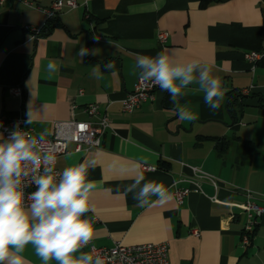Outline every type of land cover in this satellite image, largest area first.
Returning <instances> with one entry per match:
<instances>
[{
    "label": "crops",
    "instance_id": "crops-1",
    "mask_svg": "<svg viewBox=\"0 0 264 264\" xmlns=\"http://www.w3.org/2000/svg\"><path fill=\"white\" fill-rule=\"evenodd\" d=\"M25 1L31 7L22 0L0 3V115L27 121L31 111L27 124L34 135L48 138L54 121L90 120L86 104L106 110L111 128L100 147L75 152L69 142L55 164L60 172L91 165L87 178L96 185L90 194L94 211L87 214L91 243L166 241L168 264H264V213L249 244L239 241L245 192L264 205V63L244 57L264 49V0H73L76 8H63L50 19L34 7L54 0ZM26 26L44 33L33 37ZM159 31L167 32L164 45ZM82 47L89 49L84 57L78 55ZM162 50L178 61L211 67L225 91L217 111L192 84L180 101L192 120L179 119L160 88L153 99L122 112L121 101L138 78L132 74L137 56ZM49 60L59 72H46ZM109 61L115 65L111 70L105 68ZM16 86L19 96L10 92ZM143 164L156 169L143 170ZM139 174L162 183L171 200L139 207L132 193L122 195ZM176 189H189L181 203ZM22 255L26 264H41L31 245Z\"/></svg>",
    "mask_w": 264,
    "mask_h": 264
},
{
    "label": "clouds",
    "instance_id": "clouds-1",
    "mask_svg": "<svg viewBox=\"0 0 264 264\" xmlns=\"http://www.w3.org/2000/svg\"><path fill=\"white\" fill-rule=\"evenodd\" d=\"M87 54L88 48H80V57ZM114 66L109 61L105 68L111 70ZM59 68L49 60L45 70L51 75ZM132 74L167 92L181 120L195 118L180 102L189 85L198 86L212 111L221 107L225 96L222 81L212 74L208 64L178 61L167 50L155 56L138 55ZM26 123H32L31 111ZM46 145L44 133L31 135L19 124L6 139L0 133V264H26L22 254L29 245L41 264H105L100 255L94 257L84 251L94 238L93 224L87 216L94 211L90 194L96 187L87 178L91 165L79 163L56 172V155ZM133 179L122 195L132 193L137 206L151 207L171 200V192L162 183L145 181L143 174ZM29 184L35 190L27 196L30 203H25L24 189Z\"/></svg>",
    "mask_w": 264,
    "mask_h": 264
},
{
    "label": "built area",
    "instance_id": "built-area-1",
    "mask_svg": "<svg viewBox=\"0 0 264 264\" xmlns=\"http://www.w3.org/2000/svg\"><path fill=\"white\" fill-rule=\"evenodd\" d=\"M4 0H0V3ZM22 2L31 7V3L25 0ZM77 3L73 0H54L48 7L35 6L37 10L44 13L46 19L55 17L62 11L63 8H76ZM33 37L40 35L41 28L26 26ZM157 40L161 45L166 43L167 32L159 31L157 33ZM245 59L251 63H264V49L247 51L244 54ZM133 90L129 91L121 101V110L124 113H130L140 106L141 103L153 99L154 90L159 89L158 86H153L151 82L145 83L139 78H136ZM10 92L13 95H21V88L19 86L12 87ZM81 93V91H79ZM73 107V106H72ZM83 112L89 117L90 120H75L69 119L68 121H54L53 131L50 137L45 138L47 141L46 147L51 148L56 155V158L67 153V143H72L75 152H87L93 148H99L101 137L105 130L111 128L109 116L106 110H100L96 103H89L83 106ZM93 119V120H91ZM24 118H9L6 115H0V133H3L6 139L10 131L19 124V128L26 130L31 135H34L33 128L30 127ZM36 136V135H34ZM56 164V163H55ZM143 170H155V166L141 165ZM56 172H60L55 167ZM200 176L211 181L216 187L214 178L201 172ZM27 183V181H25ZM35 190L34 185H28L25 189V203H30L27 200L29 193ZM189 189H176L173 192L175 199L181 203L184 196L188 193ZM246 200L244 203L243 215L244 225L240 235V242L243 246L249 244L254 230L257 225L258 218L264 213V205H260L254 200V195L250 191L245 192ZM95 219V218H94ZM88 253L93 255H100L105 264H168V244L166 241L161 242H144L132 245H123L120 242H115L110 247H95L91 242L86 247Z\"/></svg>",
    "mask_w": 264,
    "mask_h": 264
},
{
    "label": "trees",
    "instance_id": "trees-1",
    "mask_svg": "<svg viewBox=\"0 0 264 264\" xmlns=\"http://www.w3.org/2000/svg\"><path fill=\"white\" fill-rule=\"evenodd\" d=\"M202 1V4H206L207 2H208V0H201ZM43 30L41 29V31H40V35H43V33L44 32H42ZM233 98V97H232ZM232 100H234V98L232 99ZM232 100H229L228 99V101H229V107H230V109H229V114H231L232 116H233V111H234V107H233V105H234V103H233V101ZM232 107V108H231Z\"/></svg>",
    "mask_w": 264,
    "mask_h": 264
}]
</instances>
